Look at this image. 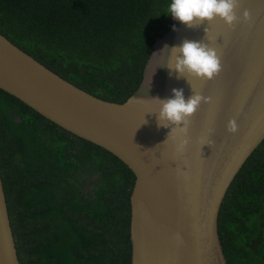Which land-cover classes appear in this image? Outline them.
Returning <instances> with one entry per match:
<instances>
[{
	"label": "trees",
	"instance_id": "obj_1",
	"mask_svg": "<svg viewBox=\"0 0 264 264\" xmlns=\"http://www.w3.org/2000/svg\"><path fill=\"white\" fill-rule=\"evenodd\" d=\"M171 0H0V32L107 100L139 86ZM0 171L21 264H131L133 171L0 88ZM229 264H264V141L219 217Z\"/></svg>",
	"mask_w": 264,
	"mask_h": 264
},
{
	"label": "water",
	"instance_id": "obj_2",
	"mask_svg": "<svg viewBox=\"0 0 264 264\" xmlns=\"http://www.w3.org/2000/svg\"><path fill=\"white\" fill-rule=\"evenodd\" d=\"M245 9L250 22L243 21ZM237 14L241 20L234 30L219 17L195 29L173 19L155 40L138 88L122 102L79 87L0 32V88L133 171L131 264H229L219 231L222 204L264 141V0H240ZM185 39L218 49V76L189 77L190 84L166 67L174 66L175 54L165 45ZM173 88H182L186 99L192 88L212 97L191 117L183 151L177 148L184 134L175 130L169 136L171 126H158L160 106L153 99L171 98ZM232 118L236 133L227 128ZM0 264H21L1 171Z\"/></svg>",
	"mask_w": 264,
	"mask_h": 264
},
{
	"label": "clouds",
	"instance_id": "obj_3",
	"mask_svg": "<svg viewBox=\"0 0 264 264\" xmlns=\"http://www.w3.org/2000/svg\"><path fill=\"white\" fill-rule=\"evenodd\" d=\"M239 6L240 0H171L167 14L184 23L190 29L198 28L206 20L212 21L219 17L229 28L234 30L241 20L237 14ZM251 20V11L245 9L243 21L250 22ZM174 30L178 29H175L174 26ZM205 32L208 39H214L209 36L208 28H205ZM165 48L171 49L172 55L175 54L174 66L169 63L166 67L174 71L178 79L186 78L190 84L189 77L212 80L222 71L221 54L217 48L210 46L205 40L185 39L178 46L165 45ZM172 92L171 98L152 97L160 106L157 116L158 126H171L172 130L169 136L175 130L184 134L185 138L180 141L177 148L178 151H183L189 143L188 133L192 124L191 117L202 103H210L212 97L205 96L193 88L192 95L187 99L182 88H173ZM227 128L229 132L236 133L239 129L237 120L230 119ZM212 131L214 130L209 129V132ZM209 144L211 145V142Z\"/></svg>",
	"mask_w": 264,
	"mask_h": 264
}]
</instances>
